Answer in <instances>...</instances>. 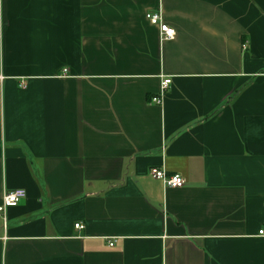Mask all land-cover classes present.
<instances>
[{"label": "crops", "instance_id": "obj_1", "mask_svg": "<svg viewBox=\"0 0 264 264\" xmlns=\"http://www.w3.org/2000/svg\"><path fill=\"white\" fill-rule=\"evenodd\" d=\"M15 190L0 264H264V0H0Z\"/></svg>", "mask_w": 264, "mask_h": 264}, {"label": "built area", "instance_id": "obj_2", "mask_svg": "<svg viewBox=\"0 0 264 264\" xmlns=\"http://www.w3.org/2000/svg\"><path fill=\"white\" fill-rule=\"evenodd\" d=\"M148 20L159 27L161 42L174 41L177 37V32L172 27L164 24L160 14L147 15ZM163 78V77H162ZM170 88V81L163 78L161 83V92L151 99L153 104L162 105L164 97L168 89ZM151 176L160 181L166 189H182L186 186V181L180 175H169L164 168H154L151 171ZM27 198V193L24 190H15L5 192L3 196L2 205L0 206V217L3 218L4 223L7 221V212L10 208H13L20 204ZM76 229L81 231L84 229L82 224H77ZM113 247V244H110Z\"/></svg>", "mask_w": 264, "mask_h": 264}]
</instances>
